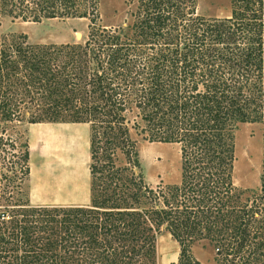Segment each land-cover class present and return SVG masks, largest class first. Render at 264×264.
Wrapping results in <instances>:
<instances>
[{"label": "trees", "instance_id": "obj_1", "mask_svg": "<svg viewBox=\"0 0 264 264\" xmlns=\"http://www.w3.org/2000/svg\"><path fill=\"white\" fill-rule=\"evenodd\" d=\"M99 1L0 0V17L13 22H91L84 46L67 45L55 55L53 47L39 49L25 37L0 41V118L92 128L86 207L32 206L23 192L31 175L29 143L17 156L20 176L11 181L5 162L16 145L0 140V199L16 200L0 215V264H156L163 229L179 244L181 264H201L190 248L207 235L219 264H264L260 207L229 203L239 198L237 127L264 120V0H237L242 12L211 22L196 16L193 0H142L135 28L165 41L148 63L136 46L119 43L121 35L102 40L95 30ZM130 103L150 142L180 146V185L154 190L121 181L112 158L117 149L134 148L123 116ZM97 176L106 190L96 197ZM115 176L128 186H113Z\"/></svg>", "mask_w": 264, "mask_h": 264}, {"label": "rangeland", "instance_id": "obj_2", "mask_svg": "<svg viewBox=\"0 0 264 264\" xmlns=\"http://www.w3.org/2000/svg\"><path fill=\"white\" fill-rule=\"evenodd\" d=\"M196 16L204 21H223L232 18L235 11L242 12L237 0H193ZM142 0H100L98 3L99 20L96 25L99 33L103 32L102 40L111 34L121 35L119 43L136 46V53L144 57L145 62L161 49L164 39L147 38L135 28V24L144 13L141 8ZM89 19H53L43 20L41 23L12 21L8 17H0V41L19 40L25 37L29 45L41 48L53 47L55 53L66 50L65 46H84L91 38ZM183 32V31H182ZM126 35V36H125ZM125 36V37H123ZM175 37V35H174ZM100 42H103V41ZM155 42L158 45L154 48ZM148 44V45H146ZM95 45V44H92ZM82 51V50H80ZM51 59V55H47ZM55 57V56H53ZM148 63V62H147ZM130 102V100L128 101ZM128 111L123 114L124 126L129 130L128 139L134 148L117 149L113 159L114 169L123 178L121 181L136 180L147 188L157 190L159 187L180 185L182 180V158L180 146L176 144H162L150 142L142 130L147 129L141 116L131 103ZM23 115L29 117L33 111L27 109ZM29 130H38L37 135H44V142L38 141L30 150L33 175L23 187L25 198L37 207L59 208L88 204L92 201L90 174V138L92 128L90 123H47L33 125L28 121L22 123H6L0 118V140L14 142L15 150L5 162V175L11 181H16L20 175L19 156L29 140ZM32 136V135H31ZM34 143V136L32 138ZM126 143H128L126 141ZM236 162L234 169V185L237 200L229 203L232 208L249 205L260 207L264 214V120L259 123L240 124L235 134ZM130 151L128 156L127 151ZM133 152V153H132ZM101 160L107 162L106 155ZM10 161V163H9ZM0 160V173L4 171ZM105 176L109 173L102 172ZM2 176V175H1ZM55 178L65 180L61 186L53 183L47 188H41L39 179ZM93 187L95 196H100L106 188H102V179L97 176ZM109 178L111 184L117 188L128 186L120 182L116 176ZM132 182V181H131ZM2 186L6 181H1ZM50 184V183H49ZM64 184V185H63ZM38 186L33 188V186ZM57 186V188H55ZM54 187V188H53ZM3 188V187H2ZM46 189V190H45ZM130 190V189H129ZM133 190V188H132ZM111 191H113L111 189ZM0 199V215L8 206L15 205L16 200ZM129 204L132 202L127 201ZM254 203V205H253ZM263 208V211L261 210ZM208 239L195 242L190 248L191 255L201 264H219L217 244ZM156 264H179L180 246L175 242L166 229L157 238ZM219 262V263H218ZM181 264V263H180ZM182 264H186L184 261Z\"/></svg>", "mask_w": 264, "mask_h": 264}, {"label": "crops", "instance_id": "obj_3", "mask_svg": "<svg viewBox=\"0 0 264 264\" xmlns=\"http://www.w3.org/2000/svg\"><path fill=\"white\" fill-rule=\"evenodd\" d=\"M38 125H44V124H38ZM37 133H38V130H29V141L30 142H28L29 143V148H30V150H32V148L34 147V144H37L38 143V141H39V139H40V141H42V142H44V140H45V137L46 136H44V135H41V136H39V135H37ZM32 135V136H31ZM33 136H34V143H33V141H32V138H33ZM30 165H32V161H31V154H30ZM32 175H33V169L31 168V175H30V177H32ZM41 180V181H40ZM66 180V179H65ZM65 180H64V182H65ZM39 183H40V185H41V188H47V185H52L53 183L55 184H57V186L59 187V186H61V182L60 181H62L63 182V180H61V179H58L57 177H56V179L55 178H48L47 177V179H39ZM63 182V183H64ZM50 183V184H49ZM66 183V182H65ZM64 185V184H63ZM57 186L55 187V188H57ZM38 186H33V188H37ZM39 188V187H38ZM54 188V187H53ZM46 190V189H45ZM32 205V204H31ZM32 206H34V205H32ZM86 206H89L88 204H84V205H80V206H71V207H86ZM37 207V206H36ZM176 242V241H175ZM177 243V242H176ZM178 244V243H177Z\"/></svg>", "mask_w": 264, "mask_h": 264}]
</instances>
